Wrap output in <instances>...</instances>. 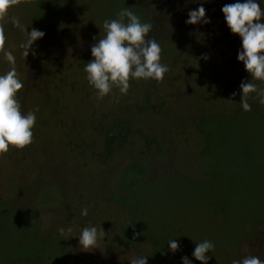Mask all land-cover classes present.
<instances>
[{"label": "rangeland", "instance_id": "1", "mask_svg": "<svg viewBox=\"0 0 264 264\" xmlns=\"http://www.w3.org/2000/svg\"><path fill=\"white\" fill-rule=\"evenodd\" d=\"M36 2L8 0L0 12V74L15 68L23 84L16 95L21 110L36 114L31 142L0 153V264H47L34 257L9 260L31 250L47 253L51 264H130L145 255L148 245L120 241L129 215L113 201V196L129 197L125 171L136 164L147 183L133 195L138 220L163 228V238L176 234L177 251L193 250L203 240L224 249L219 243L242 224L239 218L232 224L226 213L216 215L202 202L211 198L216 211L226 207L201 185L208 179L201 121L206 119L214 151L221 154L219 170L229 183L233 179L244 186L246 211L254 207L252 197L264 198V178L252 170L264 164V123L257 117L245 120L257 127L251 142L249 127L233 132L228 118L249 110L264 115V81L236 60L240 40L220 11L234 0H52L59 8L50 24H60L50 30L35 19ZM201 2L210 22L186 24L188 11ZM122 8L152 25L149 37L160 45V62L168 71L160 80L130 78L126 94L114 86L98 98L84 65L92 59L90 46L105 34L103 22L117 18ZM32 29L44 35L26 55V31ZM247 80L254 87L241 93L240 84ZM119 129L123 141L115 138L113 152L104 159L105 136ZM147 136L155 147L146 146ZM249 145L263 154L241 155ZM83 208L87 215H81ZM89 226L97 228V247L84 250L78 236ZM247 227L235 248L229 246L219 257L209 251V259L222 263L228 258L227 264L246 256L264 260V224ZM153 264L176 261L169 257Z\"/></svg>", "mask_w": 264, "mask_h": 264}, {"label": "clouds", "instance_id": "2", "mask_svg": "<svg viewBox=\"0 0 264 264\" xmlns=\"http://www.w3.org/2000/svg\"><path fill=\"white\" fill-rule=\"evenodd\" d=\"M8 0H0V12L6 9ZM224 22L230 33L239 37L240 47L237 49L236 60L242 62L244 70L253 78L264 81V7L260 0H234L220 8ZM117 18L106 19L103 22L105 34L90 46V59L84 65L88 83L97 90L98 98H103L118 87L121 94H126L129 79L160 80L168 71L167 65L162 64L160 45L149 37L152 25L141 22L129 8H122L116 14ZM205 15L203 2L187 13L186 24L209 23ZM28 40L24 45L27 50L33 42L42 38L41 30L26 31ZM204 59L207 55L204 54ZM11 61L12 57L9 55ZM23 87L15 68L0 74V153L6 152L9 146L22 148L32 139V127L36 121L34 111L22 112L18 91ZM248 80L242 81L240 90L247 92L253 89ZM245 110L248 105H243ZM81 215H87V209H81ZM103 235V231L99 233ZM97 228L89 226L82 228L78 242L82 249L89 250L97 247ZM168 249L175 251L178 242L171 239L167 242ZM214 244L210 240L197 242L192 256L201 264H207ZM146 254L131 261L130 264H146ZM182 264H192L187 256L181 257ZM233 264H264L257 256H246Z\"/></svg>", "mask_w": 264, "mask_h": 264}, {"label": "trees", "instance_id": "3", "mask_svg": "<svg viewBox=\"0 0 264 264\" xmlns=\"http://www.w3.org/2000/svg\"><path fill=\"white\" fill-rule=\"evenodd\" d=\"M59 8L57 6V4L53 3L52 0H37L36 2V10H35V19L43 26V28L45 30H50L51 28H53L55 25H59V23L57 24H50V22L52 21L54 12L56 11V9ZM63 17V16H62ZM61 17V18H62ZM260 119V121L262 123H264V115H257L255 114L252 110H249L247 113H243L241 115H237L236 117L234 116H230L228 117L230 119V126H232L231 128L233 129V132L235 130L238 129H243L244 127H247L249 129V132L251 134H248L247 137H249V140L252 142V136L254 133L256 132V126L254 124H250L247 125L246 123V119L251 118L252 120L255 119ZM206 119H204L203 123L202 121L200 122V130L202 131V133L205 135L206 141L204 144V148H203V155L206 156V171L205 174L208 176V179L205 181L201 182V185L204 186L205 188L208 189L209 194H215L217 193L218 199L216 202H221L223 205H225L226 207L224 208V206L222 207V209H219L218 211L214 210L212 207L214 206L213 204L209 205L210 199L211 198H206V201H202L204 202V204H206V202H208V205L206 204L205 206L209 207L208 210H210L212 213H215L216 215H221V214H225L228 215L229 219L232 224L239 218V222H241L240 224H242V228H240L238 230V233L235 234L234 236L229 235L230 237L225 238V241L220 242L219 244H222L221 246L224 248H220V247H213L212 248V252L214 251L215 255L217 254L219 257L220 254L222 253V250L226 251L229 249V246L231 245H235L234 248L237 246L239 238L241 237V235L244 233V229H246V226H248L247 228L250 229H254L255 227H257L259 224H264V198H254L252 197L253 195H250L251 201L253 202V208H251L250 211H246L245 207L248 206V202L245 201L243 197H241V191L245 190L244 186H240V184L237 185V183H233V179L231 180V182L229 183L228 180L229 177L226 173H224L222 170L220 171L219 168H221V163H220V153L215 152L214 148V144H215V140H213L212 137V131L208 129V127L205 125L206 124ZM208 121V120H207ZM219 123H222L223 121H218ZM214 123V122H213ZM218 125V124H217ZM246 138H240L241 140H246ZM115 138L120 139L122 142L124 135L122 134L121 130H117L115 132L114 135H106L105 136V150H104V159H108L109 156L111 155V153L113 152L111 145L113 144V140ZM220 141V140H219ZM248 142V141H247ZM246 142V143H247ZM144 143L146 144V146H148L149 148L155 147V142L152 138L150 137H145L144 138ZM118 148L122 147V143L117 145ZM252 146L249 145V149L248 147L245 148V150L241 151V155L246 156H251V155H258L259 154L254 151V149L251 148ZM238 153V152H236ZM263 153H261L260 155H262ZM212 162H211V161ZM235 161V160H233ZM211 162V165L210 163ZM233 163V162H232ZM252 170H254V172H256L257 174H259L262 178H264V164L263 167L260 168V166L258 167V165L253 168ZM127 173V175H129L130 179L129 182L127 183H123V187L124 189H128L130 191L129 193V197H119V196H113V201L116 203V205L122 207L127 214L129 215V223L128 226L126 228H124L121 231V235H120V241L122 243H127V244H132L134 242H140L142 244L148 245L149 249L146 252V262L153 264V263H164L166 262L169 257H172L175 261L176 264H182L181 261V257L183 256H187L189 260H191L192 264H201V262H198V260H195V258L191 255L193 250H188L187 251H177L175 250L173 251H169L168 246H167V242L171 239L176 240L175 236L176 234H174L173 232H171V238H163V234H164V229H157L153 226H151V224H147L145 221H142L141 219L138 220V218L136 217L137 214V208L134 205V199H133V195L136 192L135 189H139L141 186L146 185L147 183H143V178L145 177V173L144 170L139 167L137 164L133 165L131 168H129L127 171H125ZM225 174V175H224ZM164 177V176H163ZM184 179V178H183ZM187 180V179H186ZM236 182V181H235ZM232 184V185H230ZM121 187V186H120ZM249 187H247L248 189ZM207 191V190H206ZM226 192V193H225ZM204 196L202 195L201 198H203ZM205 198V197H204ZM193 199V198H190ZM259 199V200H258ZM252 204V203H250ZM212 206V207H211ZM244 207V208H243ZM212 208V209H211ZM247 212V214H246ZM231 213V214H229ZM172 231V230H171ZM169 234V233H168ZM167 239V240H166ZM232 240V242H230ZM180 246V245H179ZM179 248V247H178ZM168 250V254H166V251ZM180 252V253H178ZM220 253V254H218ZM170 255V256H168ZM30 257H34L38 260H40L41 262L47 263V264H51L48 261V254L47 253H40L36 250H31L29 252L24 253H19L18 255H14L11 256V258H9V260H13L15 262L17 261H22L24 259L30 258ZM8 260V261H9ZM214 260L209 259L210 262H207V264H227L228 262V258L227 260H225V262L223 261L222 263H217Z\"/></svg>", "mask_w": 264, "mask_h": 264}]
</instances>
